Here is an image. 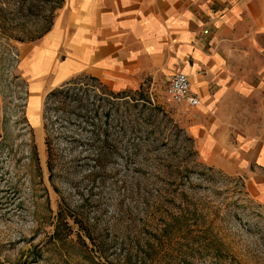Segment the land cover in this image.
Here are the masks:
<instances>
[{"label": "rangeland", "instance_id": "1", "mask_svg": "<svg viewBox=\"0 0 264 264\" xmlns=\"http://www.w3.org/2000/svg\"><path fill=\"white\" fill-rule=\"evenodd\" d=\"M62 2L0 0V264H264V206L202 160L166 81L31 86Z\"/></svg>", "mask_w": 264, "mask_h": 264}, {"label": "crops", "instance_id": "2", "mask_svg": "<svg viewBox=\"0 0 264 264\" xmlns=\"http://www.w3.org/2000/svg\"><path fill=\"white\" fill-rule=\"evenodd\" d=\"M22 55L38 93L81 77L122 93L188 75L200 157L264 206V0H63Z\"/></svg>", "mask_w": 264, "mask_h": 264}, {"label": "built area", "instance_id": "3", "mask_svg": "<svg viewBox=\"0 0 264 264\" xmlns=\"http://www.w3.org/2000/svg\"><path fill=\"white\" fill-rule=\"evenodd\" d=\"M167 94L176 103H185L188 108H195L201 104L197 95L192 92L189 76L177 73L167 81Z\"/></svg>", "mask_w": 264, "mask_h": 264}, {"label": "trees", "instance_id": "4", "mask_svg": "<svg viewBox=\"0 0 264 264\" xmlns=\"http://www.w3.org/2000/svg\"><path fill=\"white\" fill-rule=\"evenodd\" d=\"M51 26H52V24H51ZM51 26H50V28H51ZM49 28V29H50ZM48 29V30H49ZM90 80H93V79H90ZM95 81V80H94ZM70 83V82H69ZM68 84V83H67ZM62 86H66V84H64V85H62ZM63 90H64V88H61V89H58V90H55V91H53L51 94L52 95H60V94H63L64 92H63ZM74 101H76V105L75 106H77L76 108H78V109H83L85 106H86V101L84 100V99H82V98H79V97H77V98H75L74 99ZM50 144H49V142H48V149L50 150Z\"/></svg>", "mask_w": 264, "mask_h": 264}]
</instances>
